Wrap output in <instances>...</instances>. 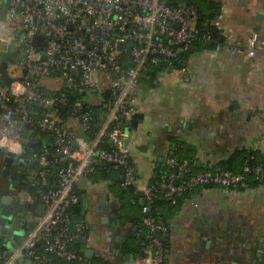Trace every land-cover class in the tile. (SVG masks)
I'll list each match as a JSON object with an SVG mask.
<instances>
[{
    "label": "built area",
    "instance_id": "built-area-1",
    "mask_svg": "<svg viewBox=\"0 0 264 264\" xmlns=\"http://www.w3.org/2000/svg\"><path fill=\"white\" fill-rule=\"evenodd\" d=\"M0 4L6 14L0 20V31L3 27L5 31L0 35V69L5 44L14 41L20 53L19 59L8 62L9 74L15 79L9 90L0 72V148L16 155L23 152L30 144L23 132L30 126L49 132L56 149L52 162L46 154L29 155L40 160L41 169L31 170L27 164L20 169L36 194L15 193L20 202L27 196L28 212L35 223L21 244L0 250V264H14L21 256L37 264H93L77 249L88 237L87 224L70 214L80 202L78 182L95 175L99 166L110 164L122 173L121 187L140 185L126 144V129L142 113L141 79L162 65L174 69L181 54L196 43H213L214 36L200 33L196 6L172 7L165 0H0ZM35 37L42 38L41 46L35 44ZM213 50L222 52L224 45L216 43ZM259 50L264 53V38L255 33L246 47H231L229 52L232 57L254 58ZM183 71L189 73L187 68ZM52 77L60 80L59 87L42 88ZM82 91H98L106 111L96 138L78 145L69 122L61 123L56 109L71 106L75 122L88 130L93 120L85 112L88 101L78 99L70 104V96ZM36 105L44 111H33ZM110 140L111 149L104 148ZM181 147L175 145L174 151ZM252 159L237 174L223 172L215 164L193 175L188 160L169 158L159 171V180H148L142 191V224L148 241L142 262L169 264L164 241L170 228L152 212L150 204L156 198L176 203L192 189L209 185L251 193L257 188L251 187V178L264 177V166L251 167ZM51 164L59 167L54 175ZM50 180H55V187H49ZM38 205L45 206L43 214L30 210Z\"/></svg>",
    "mask_w": 264,
    "mask_h": 264
},
{
    "label": "crops",
    "instance_id": "crops-1",
    "mask_svg": "<svg viewBox=\"0 0 264 264\" xmlns=\"http://www.w3.org/2000/svg\"><path fill=\"white\" fill-rule=\"evenodd\" d=\"M205 1L220 7L209 23L223 39L224 50L200 48L181 60L180 67L150 70L141 79L145 120L126 142L140 175L138 192L156 175L157 153H163L164 166L173 154L175 143L169 138H181L190 145L197 171L227 160L237 148L264 155V53L259 50L254 58H237L229 52L231 47H246L258 26L262 30L257 34L264 38V17L259 18L264 16V0ZM8 55L4 58L8 62L20 57L16 48ZM78 129L74 124L70 130L75 138H81ZM99 177L77 184L80 219L88 228L87 244L79 250H92L88 260L93 264H123L110 247L105 220L122 206L125 228H137L140 238L142 200L123 193L121 171L113 168L108 179ZM161 211L165 213L164 207ZM34 223L33 219L30 228ZM168 223L169 264H264V185L251 193L208 188L186 200ZM224 238L227 249L217 253ZM139 242L133 239L127 247ZM131 253L136 255L126 248L125 254ZM136 264L150 263L136 255Z\"/></svg>",
    "mask_w": 264,
    "mask_h": 264
},
{
    "label": "trees",
    "instance_id": "trees-1",
    "mask_svg": "<svg viewBox=\"0 0 264 264\" xmlns=\"http://www.w3.org/2000/svg\"><path fill=\"white\" fill-rule=\"evenodd\" d=\"M170 6L172 7H176L180 4L182 5H194L198 8L199 10V15H200V19L198 20V28L200 30L201 34L204 33H208L210 32L211 34H213L214 36V42L211 44H207L204 45L202 43H196L192 50H190L189 52H185L183 54H181L180 60L176 62L175 64V68L180 67L181 65V60H185L186 57L191 54L192 52L200 49V48H205V49H213L216 43H223V39L221 40L219 33L217 32V30L215 28H213L209 21L213 19V17H215L216 14L219 13V5L214 3V2H208L205 0H165ZM165 65H162L159 69H164ZM151 70H158V69H151ZM150 75V74H149ZM56 80V78L52 77L50 78V80L47 81V85L42 86V88L46 89V90H50V88L53 86L52 82ZM49 83V84H48ZM71 102L70 104L74 103L75 101H77L78 99H83L86 102V106H85V112H89L92 114L93 116V120L90 123V128L88 130H84L83 127L78 124L77 122H75L74 118L72 117V108L71 106L68 107H63V108H59L56 109L57 110V114L59 117V120L62 122H69V130H71L74 127V124H78L79 129L78 131L80 132V137L81 138H75L73 132L72 136L74 137V139L76 140L78 145H81L82 143H91L94 138H96L100 128H101V124L103 122V118H104V114H105V105L104 104H100L97 102H93L90 100V95L88 96H83L81 94V92L76 93L72 96H70ZM33 111H37L39 113L44 111V107L41 105H36L33 107L32 109ZM48 112H51V109L48 110ZM60 123V124H61ZM39 136H43L44 138H39ZM48 137V138H45ZM23 138L26 142L28 143H36L37 148H36V153L39 155H43L46 154L48 156V154H52V159L50 160L51 162L54 161L53 160V156L56 155V149L53 146V140H52V135L49 132H42L40 129L38 128H32L30 126H26L25 131L23 132ZM172 140L173 143H175V145L178 144H182L183 147L179 148L177 151H174L172 155L169 156V158H172L174 156H179L182 160H188L190 162V165L193 166L192 167V174H198L200 172H204L206 170H208L209 168H206L205 170H200L197 171L196 169V161L192 159L191 155L193 154V151L190 147V145H188V143H185L184 140H182L181 138H169ZM104 148L107 149H111V144L109 143V141H106L103 144ZM253 158L250 162L249 165L251 167H256V166H264V155L257 150L254 149H248V148H237L234 153L230 156V158H228L227 160H222L221 162L218 163L219 168L223 171V172H232L234 174H237L239 172L242 171V169L245 167L246 163ZM164 165L161 166L160 170L164 169ZM114 167L110 164L108 165H102L99 166L97 169V172L95 175L91 176V177H97L100 176V179H108V173L110 172L111 169H113ZM2 169V166L0 165V171ZM31 170H38L41 169L40 165H36L34 169L30 168ZM49 169L51 170L52 175L56 174L59 171V167L55 166L54 164H51V166L49 167ZM18 177V182L17 183H11L9 180L6 179H2L3 180V186L1 187L2 189H6V187H11L12 190H14V186H16V190L18 193H28L30 195H35L36 194V189L32 188L28 182H26V176H22L19 174ZM90 177V178H91ZM2 177L0 176V179ZM55 178V177H54ZM53 178V179H54ZM159 180V175L158 177H155L152 179V181H157ZM264 185V177L260 178L259 180H255V177L253 176L251 178V187L256 188L259 186ZM56 183L55 180H50L49 182V187H55ZM211 187H218V186H214V185H209L206 188L202 189V188H194L191 191H189L188 193L185 194V196L181 199H178L176 203H174L171 200H167L161 197L156 198L150 205L152 207V212L154 213V215L156 217H158L160 220H162V222H164L165 224H167L169 226L168 223V218L169 216H173L178 209L184 205V203L186 202V200L191 199L192 196L198 194L199 192L206 190L208 188ZM8 191V189H6ZM243 190V189H241ZM122 191L123 193H129L130 195L135 194L136 196V200H142L143 198V194L141 192H138L135 188H130V189H125L122 187ZM9 192V191H8ZM22 202L17 203L18 207L19 204H21ZM81 200L79 203H77L76 205H74L71 209H70V214L73 216L74 219H80V215H81ZM164 207L165 209V213L163 211H161V208ZM38 209H39V205L38 206H31L30 210L32 212H36L38 214ZM29 210V207L27 206V211ZM21 212V211H19ZM115 217L118 221H120V223H122V225H126V219L127 216H125V212L124 209L121 208L118 209L115 212ZM142 235L140 236V242L138 244H134L133 246L131 245L130 247H127V251L128 252H133L135 253L139 258L144 259L145 258V251L148 249V241H147V232L145 230V228L143 227V231H142ZM164 245H165V252L164 255H167V249L169 247V239L168 237L165 239L164 241ZM83 246V241L80 242V244L77 246V249H80ZM6 248V246L4 244H0V250H4ZM144 253V255H143ZM85 254V253H84ZM86 256V255H85ZM96 264H102V263H96Z\"/></svg>",
    "mask_w": 264,
    "mask_h": 264
},
{
    "label": "water",
    "instance_id": "water-1",
    "mask_svg": "<svg viewBox=\"0 0 264 264\" xmlns=\"http://www.w3.org/2000/svg\"><path fill=\"white\" fill-rule=\"evenodd\" d=\"M263 15H260L259 18L263 19ZM260 30H262L261 26H258L255 28V32L258 33ZM5 34L4 27L0 31V35ZM35 44L38 46L42 45V38L35 37L34 39ZM120 48H123V45L120 46ZM8 61L6 59L3 60L0 72L2 75V81L4 82V87L9 90L11 87V84L15 81L14 78H12L8 71ZM27 72H25L26 74ZM81 94L83 96L92 95V91H82ZM53 109H51L52 112ZM145 120V115L143 113L136 114L130 124V127L126 129V134L128 136L132 135V133H136L139 129V125L142 121ZM113 143V140H110V144ZM37 145L36 143H30L29 145H26L23 152L16 155L11 152H6L0 148V157L4 158V167L1 171V177L9 180L11 183H15L17 180V173L13 171V168L16 167L17 169H22L26 167V164L34 169L36 165L40 164V160L35 158H29V155H34L36 153ZM157 156L159 158L158 165H157V171H156V177L159 175V170L161 166L164 163V157L162 152H158ZM48 159H52V154H48ZM15 201L17 203L20 202L18 200L16 194L12 195H6L0 200V209L3 211L0 214V244L4 241V245L9 248L13 249L16 245H19L22 239L25 238L26 234L30 230V224L32 222L31 217L29 218L27 216V213H20L16 214V205ZM107 210V209H106ZM45 211V206H40L38 209L39 214H43ZM29 214V212H28ZM30 216V214H29ZM105 224L107 225L108 233L106 235H110V247L113 250V254L115 257H120L123 259V264H136V255L131 254H125L126 248L130 241L133 239H139V236L137 234V228H125L120 221L116 219L115 216H110L108 220H105ZM88 229V228H87ZM170 237V236H168ZM83 243L87 244V239H85V242ZM220 247L216 248V252H223V250L227 249L225 244V238L220 239ZM91 251V252H90ZM263 253V251H260ZM92 254V250H88L85 255L87 258H89V254ZM231 253L234 254V251L231 250ZM245 253L248 255V250H245ZM144 255V253H143ZM261 256V255H260ZM244 260H247V257L243 258ZM246 262V261H245ZM248 263V262H247ZM257 262L255 261L254 264ZM14 264H37L33 260L26 258L25 256H21L18 258Z\"/></svg>",
    "mask_w": 264,
    "mask_h": 264
},
{
    "label": "rangeland",
    "instance_id": "rangeland-1",
    "mask_svg": "<svg viewBox=\"0 0 264 264\" xmlns=\"http://www.w3.org/2000/svg\"><path fill=\"white\" fill-rule=\"evenodd\" d=\"M4 9H5V6L0 4V20H1V19L4 20V19L6 18V14H5ZM15 45H16V43H15L14 41H12L10 44H5V45H4V47H5V51L2 52V54H1L2 57H3V59L6 58L7 56H9V55H8L9 52L16 48ZM11 75H12V76H15L13 72H11ZM59 81H60L59 79H58V80H54V81L52 82V85H53V86L56 85V87H59V84H58ZM90 100L93 101L94 103H95V102L99 103V101H100V98H99V92L96 91L95 93H93L92 95H90ZM2 179H4V178H1V179H0V188L3 186V183H4ZM24 199H25L24 202H22L21 204H19V209H20V211H21L20 213H27V216L30 218V216H29V214H28V211H27V201H28V200H27V196H24ZM2 212H3V211L0 209V214H1ZM22 240H23V239H22Z\"/></svg>",
    "mask_w": 264,
    "mask_h": 264
},
{
    "label": "flooded vegetation",
    "instance_id": "flooded-vegetation-1",
    "mask_svg": "<svg viewBox=\"0 0 264 264\" xmlns=\"http://www.w3.org/2000/svg\"><path fill=\"white\" fill-rule=\"evenodd\" d=\"M0 165L2 166V169H3V167H4V158L3 157H0ZM13 171L17 173V176H19L20 169H17L16 167H14ZM17 182H18V177H17V180L15 183H17ZM6 189H8L9 192ZM6 189L0 188V200L6 195H12V194L17 193L16 186H14V190H12L11 187H6ZM15 205H16V214H20V212H19L20 209H19L16 201H15Z\"/></svg>",
    "mask_w": 264,
    "mask_h": 264
}]
</instances>
